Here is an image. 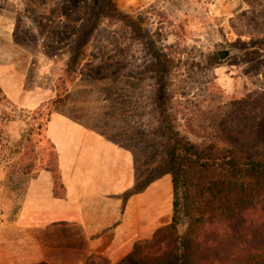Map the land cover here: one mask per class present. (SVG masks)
I'll use <instances>...</instances> for the list:
<instances>
[{
    "label": "rangeland",
    "instance_id": "rangeland-1",
    "mask_svg": "<svg viewBox=\"0 0 264 264\" xmlns=\"http://www.w3.org/2000/svg\"><path fill=\"white\" fill-rule=\"evenodd\" d=\"M91 2L0 0L3 30L13 28L15 35L0 39V45L14 43L21 49L18 69L27 72V86L43 90L45 97L24 110L0 96L5 171L31 176L48 167L59 192L56 154L44 136L50 113L59 112L132 149L137 178L132 190H141L149 181L170 176L165 173L168 143L156 133L161 128L156 102L173 132L197 143L218 134L216 122L231 104L248 92L264 91V0H110L120 17L99 14L88 33L89 24L82 23ZM230 47L237 53L220 59L217 52ZM163 54L172 62L158 77L152 65L158 66L155 55ZM18 113L23 119H17ZM16 119L17 138L8 130ZM170 221L160 225L156 220L155 227ZM187 222L184 217L178 232H185ZM207 233L216 237L219 230ZM240 237L223 243L228 260L215 262L246 263V233ZM221 246H203L202 254L214 260L210 252L218 257ZM150 262L146 257L144 264Z\"/></svg>",
    "mask_w": 264,
    "mask_h": 264
},
{
    "label": "crops",
    "instance_id": "crops-1",
    "mask_svg": "<svg viewBox=\"0 0 264 264\" xmlns=\"http://www.w3.org/2000/svg\"><path fill=\"white\" fill-rule=\"evenodd\" d=\"M3 23L0 17V39H13L14 29L3 30ZM14 45H0V89L10 103L30 110L44 91L27 86ZM17 119L8 126L16 138ZM44 136L56 154L59 192L48 167L27 176L5 171L0 161V264H86L91 255L118 264L138 240L153 235L156 220L170 221L171 176L133 191L132 149L59 112L50 113Z\"/></svg>",
    "mask_w": 264,
    "mask_h": 264
},
{
    "label": "trees",
    "instance_id": "trees-1",
    "mask_svg": "<svg viewBox=\"0 0 264 264\" xmlns=\"http://www.w3.org/2000/svg\"><path fill=\"white\" fill-rule=\"evenodd\" d=\"M91 1L82 23L89 24L88 33L95 27L99 14L109 19L120 17L110 0ZM127 22L131 23L130 19ZM134 24H130L133 30ZM155 58L158 66L154 64L152 68L159 77L172 59L166 54ZM212 59L218 58L214 55ZM0 96L5 99L1 89ZM156 104L160 107L161 122L156 133L168 143L165 173L171 176L172 217L149 239L138 240L120 264H144L149 256L151 264H231L224 260L215 262L216 258L228 260L225 246L221 245L245 233L244 264H264V91L248 92L231 104L216 122L218 134L197 143L173 132L162 104ZM184 217L188 222L181 233L178 231ZM210 228L219 230L216 237L208 235ZM165 238L169 240L166 242ZM215 245H220L223 252L218 257L210 252L214 260L206 259L203 246L207 249ZM89 259L86 264H107L99 256L91 255Z\"/></svg>",
    "mask_w": 264,
    "mask_h": 264
},
{
    "label": "water",
    "instance_id": "water-1",
    "mask_svg": "<svg viewBox=\"0 0 264 264\" xmlns=\"http://www.w3.org/2000/svg\"><path fill=\"white\" fill-rule=\"evenodd\" d=\"M237 48L235 47H230V48H226V49H221L217 52L218 57L222 60L228 58L229 56L237 53Z\"/></svg>",
    "mask_w": 264,
    "mask_h": 264
}]
</instances>
